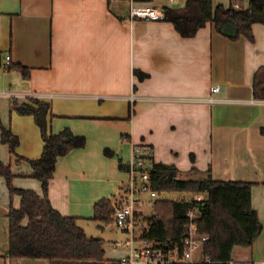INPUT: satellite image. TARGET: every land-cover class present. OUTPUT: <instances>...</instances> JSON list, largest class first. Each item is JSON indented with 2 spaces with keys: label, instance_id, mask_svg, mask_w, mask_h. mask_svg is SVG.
<instances>
[{
  "label": "crops",
  "instance_id": "0c3cea01",
  "mask_svg": "<svg viewBox=\"0 0 264 264\" xmlns=\"http://www.w3.org/2000/svg\"><path fill=\"white\" fill-rule=\"evenodd\" d=\"M125 3L131 10V0H0V126L20 141L11 155L0 130V161L12 164L17 189L43 198L29 160L41 157L45 143L34 117L13 112L11 101L47 102L51 132L70 129L86 138L84 148L58 160L47 195L62 215L78 218L86 234L95 205L120 195L130 181L120 163L130 166L133 147L149 146L147 165L161 162L182 173L210 170L217 181L253 184L262 230L251 247L234 248L232 263L261 264L264 97L256 96L254 83L264 68V25L253 26V42L231 40L213 23L186 38L164 19L133 21L125 16ZM7 56L10 66L27 67L30 78L4 69ZM21 199L11 198L0 177V217L19 209ZM8 249L6 243L0 250V264L12 260Z\"/></svg>",
  "mask_w": 264,
  "mask_h": 264
},
{
  "label": "trees",
  "instance_id": "16d2710c",
  "mask_svg": "<svg viewBox=\"0 0 264 264\" xmlns=\"http://www.w3.org/2000/svg\"><path fill=\"white\" fill-rule=\"evenodd\" d=\"M245 1L231 0L229 7L214 6L213 0H187L181 8L165 5L164 20L171 22L186 38L195 37L208 23H213L220 34L231 40L245 37L253 42V26L264 25V0H248L247 8L235 7ZM10 69L20 72L24 79L30 78V70L21 64L10 66ZM254 88L257 97H264V68L257 72ZM11 110L21 116H33L41 131L45 143L43 153L39 159L29 162L33 168L31 177L42 183L44 195L42 198L34 191L17 189L12 164L0 161V177L6 180L11 198L16 195L22 198L20 208H11L8 213L10 243L7 257L14 260H44L49 264L109 262L105 260L104 239L89 237L79 225L78 218L62 215L47 197L58 160L74 149L84 148L86 138L74 135L70 129L58 134L51 132V105L47 102L31 99L27 103H19L17 99H12ZM1 130L2 142L9 146L11 155H16L20 144L18 137L4 126H1ZM106 155L114 156L109 151H106ZM23 160L18 159L19 162ZM149 163L147 170L151 190L156 191L159 197L163 193H180L187 197L181 200L158 197L153 204L152 217L144 215L142 218L145 223L142 227L143 239L164 249L182 246L188 212L195 206V202L187 199L203 196L207 206L199 221V228L210 238L205 244L204 255L212 262L201 264H233L234 248L254 244L261 233L262 222L252 205V183L217 181L212 178L210 170L203 173L198 169H193L190 174L202 177L184 179L183 173L174 165L156 161ZM120 170L128 172L129 166L120 163ZM121 190L120 195L101 200L95 205L94 221L100 225L113 221L116 207L127 200L128 187Z\"/></svg>",
  "mask_w": 264,
  "mask_h": 264
},
{
  "label": "built area",
  "instance_id": "2783aa9c",
  "mask_svg": "<svg viewBox=\"0 0 264 264\" xmlns=\"http://www.w3.org/2000/svg\"><path fill=\"white\" fill-rule=\"evenodd\" d=\"M106 1V0H105ZM137 0H131L130 16L144 21H157L165 17V11L161 7L150 4H137ZM172 4L179 0H170ZM236 8H240L238 4ZM11 57L7 56L3 64L4 69L10 66ZM214 91H219L215 88ZM153 155V149L149 146H134L132 163L129 166L130 181L127 184L129 189L127 200L116 207L114 222L123 232L130 234L128 245L129 250L120 259L108 264H201L211 263L205 258L204 247L209 241V236L200 231L199 221L202 217L201 205L205 203L203 196L188 198L187 201L195 202V206L188 212V221L185 227V236L182 246L164 249L150 244L146 239L137 237L136 227L142 222L145 215L144 203L154 202L159 194L151 190L150 174L147 170V159ZM149 196V200L142 199V196ZM106 264V263H105ZM264 264V263H262Z\"/></svg>",
  "mask_w": 264,
  "mask_h": 264
},
{
  "label": "rangeland",
  "instance_id": "374dc122",
  "mask_svg": "<svg viewBox=\"0 0 264 264\" xmlns=\"http://www.w3.org/2000/svg\"><path fill=\"white\" fill-rule=\"evenodd\" d=\"M153 1L159 2L162 0H153ZM165 1L167 2V5H169V6L173 5V4H171V2L169 3V0H165ZM186 2H187V0H180L178 3H175L176 6L173 5L172 8L184 7ZM213 2H214L215 6L225 4L224 5L225 7H229L231 4V1L229 3V0H213ZM220 3H223V4H220ZM238 5L240 6V4H238ZM125 6H126L125 16L127 15L130 17V7L126 3H125ZM155 6H157V5H155ZM158 7H165V6H158ZM243 8H245V7L243 6ZM0 130H1V128H0ZM183 177H184V179H194V178H200L202 176H200V175L199 176H192L190 173H183ZM148 197L149 196L145 195V196H142V199L149 200ZM185 197H187V196H185V194H180V193H163L159 198L168 199V200H181ZM144 209H145L146 217L147 218L152 217V215L154 214L153 202L144 203ZM143 226H145V223H143V222H141L137 225L136 231H135V234L137 237L142 236V227ZM9 227H10V220H9L8 214H7V216L0 217V250L4 249V245H6V243H8V248H9V243H10ZM90 227H91V230L89 229V231H92V232H89L87 234L89 237L104 239L105 250H106V256H105L106 259L116 260V259H120L123 256H125V254L129 250V246L128 245H122L121 243L126 242V244H128L129 239H130V234L127 232L121 231L116 226L114 220L108 224H105V225H100L96 221L95 222L92 221ZM16 262L17 261L12 259L9 261L8 264H16ZM53 264H80V263L60 262V263H53Z\"/></svg>",
  "mask_w": 264,
  "mask_h": 264
},
{
  "label": "water",
  "instance_id": "95a60500",
  "mask_svg": "<svg viewBox=\"0 0 264 264\" xmlns=\"http://www.w3.org/2000/svg\"><path fill=\"white\" fill-rule=\"evenodd\" d=\"M201 206H202V211H205L207 204L206 203H203Z\"/></svg>",
  "mask_w": 264,
  "mask_h": 264
},
{
  "label": "bare ground",
  "instance_id": "6f19581e",
  "mask_svg": "<svg viewBox=\"0 0 264 264\" xmlns=\"http://www.w3.org/2000/svg\"><path fill=\"white\" fill-rule=\"evenodd\" d=\"M155 7H157V6H155ZM161 8L164 10V7H161ZM164 11H165V10H164ZM163 19H164V18H163ZM201 211H202V206H201ZM202 212H203V211H202ZM262 263H264V262H262ZM262 263H261V264H262Z\"/></svg>",
  "mask_w": 264,
  "mask_h": 264
}]
</instances>
